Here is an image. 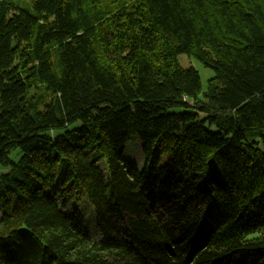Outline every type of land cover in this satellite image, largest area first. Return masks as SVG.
<instances>
[{
  "label": "trees",
  "instance_id": "1",
  "mask_svg": "<svg viewBox=\"0 0 264 264\" xmlns=\"http://www.w3.org/2000/svg\"><path fill=\"white\" fill-rule=\"evenodd\" d=\"M32 6L0 0V264H264V0Z\"/></svg>",
  "mask_w": 264,
  "mask_h": 264
},
{
  "label": "rangeland",
  "instance_id": "2",
  "mask_svg": "<svg viewBox=\"0 0 264 264\" xmlns=\"http://www.w3.org/2000/svg\"><path fill=\"white\" fill-rule=\"evenodd\" d=\"M33 1L34 0H14V4L18 8L32 11ZM179 61L181 65L185 68L194 67L199 72L202 81V89L203 91L206 90L209 79L215 75L214 71L204 66L198 60L185 55L181 56L179 58ZM10 158L12 161L18 162L21 158V153L16 151L10 155ZM124 158L126 160H131L132 162H135L140 168L144 166V157L139 151V143L134 135L131 136L127 141L124 152ZM8 171V167L0 164V177L6 174ZM76 208L78 209L79 214L83 218V226L85 230L89 232H94L96 229V219L92 206L86 200H83L76 204ZM67 211L70 212V210Z\"/></svg>",
  "mask_w": 264,
  "mask_h": 264
}]
</instances>
